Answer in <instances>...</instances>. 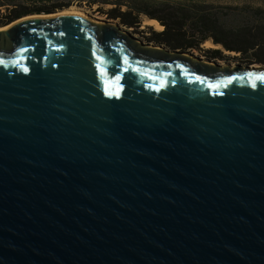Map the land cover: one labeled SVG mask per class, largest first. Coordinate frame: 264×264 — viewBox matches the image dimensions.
I'll return each instance as SVG.
<instances>
[{
  "label": "water",
  "instance_id": "obj_1",
  "mask_svg": "<svg viewBox=\"0 0 264 264\" xmlns=\"http://www.w3.org/2000/svg\"><path fill=\"white\" fill-rule=\"evenodd\" d=\"M55 12L0 25V264H264V66Z\"/></svg>",
  "mask_w": 264,
  "mask_h": 264
},
{
  "label": "trees",
  "instance_id": "obj_2",
  "mask_svg": "<svg viewBox=\"0 0 264 264\" xmlns=\"http://www.w3.org/2000/svg\"><path fill=\"white\" fill-rule=\"evenodd\" d=\"M91 5H110L99 11L109 19L119 20L128 28L138 29L143 17L158 21L163 30L152 28L149 41L177 50H202L206 41L221 48H209L210 58L221 57L224 51L239 53L247 64H264V0L256 3L221 5L214 0H87ZM20 0H0V25L24 15L51 12L55 8H29ZM8 8L3 14L1 8ZM12 7V8H11Z\"/></svg>",
  "mask_w": 264,
  "mask_h": 264
},
{
  "label": "rangeland",
  "instance_id": "obj_3",
  "mask_svg": "<svg viewBox=\"0 0 264 264\" xmlns=\"http://www.w3.org/2000/svg\"><path fill=\"white\" fill-rule=\"evenodd\" d=\"M20 1H21L22 5L28 6L29 8H36V7H45V8H47V7H49V8L52 9V8H55L54 6H57L55 4H59V3L66 4V6H64L62 8H57V9L55 8L51 12H54V11H57V10L59 11V10L65 9L67 7L75 5V6H79V7L85 8L89 12L90 15H97V16L105 18V19H109V18L106 15H104L103 13H101L99 11V8L103 7L104 10H107V9L111 8L110 5H107V6H101L99 4L91 5L87 0H20ZM214 2L217 3V4H221V5L242 4V3L245 4L247 2L256 3V1H254V0H214ZM1 10H2L3 14L8 13V8L5 9V7H2ZM40 13H49V12L42 11ZM34 14H37V13H34ZM144 19H146V17H143V21H144ZM116 21L121 26H124V25H122L120 23L119 20H116ZM149 28H152L153 30H155V28L153 26H151V25H146V26H144V28H142V26H141L138 29H134V28H130V29H133L131 33H133L137 38L143 40L145 43L160 44V43H157L155 41H149L148 38H150V36H151V30ZM156 31H158V30H156ZM162 45L169 51L175 50V49L171 48L170 46H168L166 44H162ZM209 48H214V47H207V46H204L202 44V46H201L202 50H195V49L191 50V49H188V50H181V51H184V52L190 51L191 53H193L195 51V52H197V54L196 55H195V53L192 54L193 57H201L203 59L204 58H206V59L208 58V59L215 60L218 64H220V65L223 64L222 67L229 66L230 64H233L235 66H237V65H241V66L251 65V66H253L255 64L259 65V66H264V64H257V63L247 64V62L242 59V56L239 53H237L234 56V54L233 55L228 54L224 50H223V54L221 55V57L210 58L209 55H207V53H206V51Z\"/></svg>",
  "mask_w": 264,
  "mask_h": 264
},
{
  "label": "bare ground",
  "instance_id": "obj_4",
  "mask_svg": "<svg viewBox=\"0 0 264 264\" xmlns=\"http://www.w3.org/2000/svg\"><path fill=\"white\" fill-rule=\"evenodd\" d=\"M64 12H74L77 15L89 17V18H91L94 21L101 22V21L104 20V21H108L110 24L117 25V21L116 20L105 19V18L99 17L97 15H90L89 12L85 8H82V7H79V6H75V5L67 7L65 9H62V10H59V11L57 10V12H55V13H64ZM41 14H46V13H41ZM146 25H151V26H153L155 28V30H158V31L163 29V26L158 21L153 20V19H149V18L144 19V21L142 22V28H144V26H146ZM121 28H122V30H126V31H129V32H132V30H133V29L127 28L125 26H121ZM146 44H148V43H146ZM203 45L207 46V47L221 48L219 45H214L210 40L204 42ZM156 46L159 47L160 45L156 44ZM178 51H181V50H178ZM225 52L228 53V54H231V55L234 54V56L237 54L235 52H229V51H225ZM194 53H195V55L197 54V52H195V51L192 54H194ZM204 59L207 60L206 58H204ZM222 65L223 64H221V66ZM252 67L260 68L261 66L255 64Z\"/></svg>",
  "mask_w": 264,
  "mask_h": 264
},
{
  "label": "snow or ice",
  "instance_id": "obj_5",
  "mask_svg": "<svg viewBox=\"0 0 264 264\" xmlns=\"http://www.w3.org/2000/svg\"><path fill=\"white\" fill-rule=\"evenodd\" d=\"M62 34H63V33H61V35H62ZM19 51H20L21 53H23V52H26L27 49H26V48H21ZM20 59H24V57H20L19 59H17V60L15 61V63L19 64V63H20ZM0 64H5V61H4L3 59H0ZM98 67H99V65H98ZM23 71L27 72L28 69L25 67V68H23ZM125 71H127V68L125 69ZM117 79H118V77H117ZM232 79H234V77H233ZM257 79L264 80V74H260V75L257 77ZM255 86H256L255 83H253V87H255ZM161 87H163V84H161ZM157 90H159V89H157ZM105 94L108 95V96L118 95V93H113V92H110V91H107V90L105 91Z\"/></svg>",
  "mask_w": 264,
  "mask_h": 264
}]
</instances>
